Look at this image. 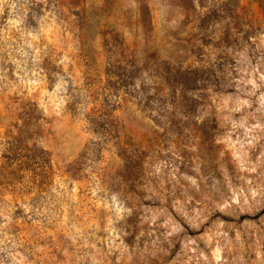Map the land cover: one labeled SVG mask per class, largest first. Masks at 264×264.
<instances>
[{
  "label": "rangeland",
  "instance_id": "374dc122",
  "mask_svg": "<svg viewBox=\"0 0 264 264\" xmlns=\"http://www.w3.org/2000/svg\"><path fill=\"white\" fill-rule=\"evenodd\" d=\"M0 264H264V0H0Z\"/></svg>",
  "mask_w": 264,
  "mask_h": 264
},
{
  "label": "trees",
  "instance_id": "16d2710c",
  "mask_svg": "<svg viewBox=\"0 0 264 264\" xmlns=\"http://www.w3.org/2000/svg\"><path fill=\"white\" fill-rule=\"evenodd\" d=\"M96 118H97V117H95V121H96Z\"/></svg>",
  "mask_w": 264,
  "mask_h": 264
}]
</instances>
